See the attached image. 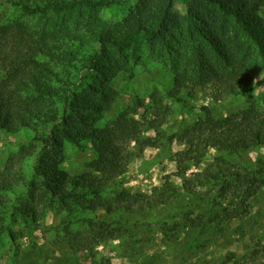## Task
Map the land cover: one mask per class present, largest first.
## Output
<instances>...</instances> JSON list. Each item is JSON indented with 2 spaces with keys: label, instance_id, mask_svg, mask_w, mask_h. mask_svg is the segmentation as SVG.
I'll list each match as a JSON object with an SVG mask.
<instances>
[{
  "label": "rangeland",
  "instance_id": "obj_1",
  "mask_svg": "<svg viewBox=\"0 0 264 264\" xmlns=\"http://www.w3.org/2000/svg\"><path fill=\"white\" fill-rule=\"evenodd\" d=\"M192 0H173L170 14L173 23L153 37L141 33L124 49H109L100 61L97 73L53 67L59 73L68 72L73 82L80 85L78 91L97 88L106 92L105 77L101 70L117 71L108 86L118 94L111 108L97 116L95 127L104 128L121 112L137 107L135 119L152 121L157 108L152 95L159 93L162 99L161 111L166 118L162 124L155 123L147 129L142 142L133 144L127 173L115 182L109 183L101 199L107 201L114 193L129 192L149 196L154 189L161 188L165 181L181 189L182 182L174 177L178 161L187 145L182 139L202 122L207 133L214 131V121L240 112L253 99L258 107L264 102V75L256 73L249 87L259 83L252 91L244 88L239 95L216 100L217 88L207 74H196L186 62L190 56L181 41L180 17L187 15ZM165 0H128L124 5L96 12L83 10L57 19L20 18L17 9L0 4V15L8 19H20L37 29H58L61 25L76 35L80 44H73L77 66L87 65L88 56L99 50L89 33L94 30L105 32L135 28L140 22L155 28L162 19V5ZM264 26V14L261 15ZM176 18V19H175ZM6 24V23H5ZM4 24V25H5ZM264 41V27L261 30ZM80 45L82 48H80ZM88 69V66H86ZM186 72L188 80L176 90V77ZM3 77L0 75V82ZM169 93H177L176 99H165ZM159 106V105H158ZM49 127L35 124L31 128L0 133V173L12 156L25 149L29 158L21 166L24 182L12 191H0V264H263L264 263V187L250 201L249 212L243 218L227 219L222 207L202 200L205 189L196 195L180 194L171 205L145 211H119L107 213L95 197L88 196L87 210L77 209L68 214L51 209L43 215L36 213L24 217L17 210L28 211L29 205L36 207L26 183L35 168L56 167L57 172L69 177L93 173L89 164L96 154L90 149V140L78 142L63 141L62 144L43 149L36 142L37 135L46 136ZM226 154L235 161L251 167L264 158V147L246 151L227 149ZM215 151H209L206 160L199 166L186 163L188 178L192 173L202 172L212 164ZM198 213L210 214L214 222L203 229L184 224L185 218ZM102 221L113 230H120L111 239H100L91 229V223ZM257 254V257L253 256ZM232 257V262L227 259Z\"/></svg>",
  "mask_w": 264,
  "mask_h": 264
},
{
  "label": "trees",
  "instance_id": "obj_2",
  "mask_svg": "<svg viewBox=\"0 0 264 264\" xmlns=\"http://www.w3.org/2000/svg\"><path fill=\"white\" fill-rule=\"evenodd\" d=\"M128 0H0L17 9L20 18L57 19L65 15L101 11L124 5ZM173 0L162 5V19L155 28L140 22L135 28L105 32L94 30L89 33L99 50L88 56L87 65L77 66L73 44L80 39L61 25L58 29H37L20 19L8 21L0 15V133L31 128L35 124L49 127L46 136L37 135L43 149L62 144L63 141L90 140V149L96 154L89 164L93 173L69 177L57 172L56 167L35 168L26 186L36 207L29 205L28 211L18 209L24 217L43 215L51 209L74 213L77 209L87 210L88 196L95 197L107 213L119 211L135 212L169 206L180 194L196 195L206 190L204 200L213 209L222 207L227 219L243 218L249 212V201L264 187V158L251 167L235 161L226 154L227 149L246 151L264 147V102L258 107L253 99L244 110L214 121V131L207 133L202 122L187 131L182 139L187 149L178 161L174 177L182 182L181 189L165 181L161 188L154 189L149 196L129 192L114 193L113 198L103 201L102 192L109 183L127 173L131 154L130 147L142 142L150 126L162 124L167 113H162L159 93L152 95L157 105L152 121L144 117L135 119L137 107L121 112L104 128L95 127L100 114L109 110L118 97L108 82L117 71L101 70L105 77L106 92L101 94L93 87L78 91L80 85L71 80L68 72L59 73L53 67L88 70L97 73L100 61L109 49L120 51L130 45L141 33L153 37L173 23L170 14ZM186 16L180 17L181 44L188 49L186 57L196 74H207L208 81L217 89L216 100L239 95L244 88L252 91L259 83L249 87L256 73L264 75L263 29L264 0H192ZM176 19V18H175ZM6 23V24H5ZM5 24V25H4ZM80 48L82 46L80 45ZM88 66V69L87 67ZM186 72L176 77V90L188 80ZM177 93H169L165 99H176ZM159 105V106H158ZM215 151L212 164L202 172L192 173L184 164L201 165L209 151ZM30 150L12 156L0 173V191H12L24 182L21 166L29 158ZM209 203V204H208ZM59 211V212H60ZM198 213L184 216L186 226L203 229L214 222L216 214ZM91 229L100 239L111 240L120 230L98 220ZM257 257V254L253 258ZM232 262V257L227 259ZM234 264H239L234 262ZM247 264V263H244ZM264 264V263H263Z\"/></svg>",
  "mask_w": 264,
  "mask_h": 264
}]
</instances>
